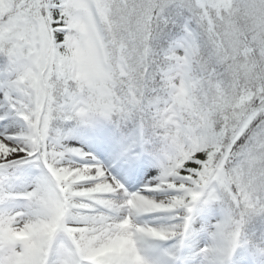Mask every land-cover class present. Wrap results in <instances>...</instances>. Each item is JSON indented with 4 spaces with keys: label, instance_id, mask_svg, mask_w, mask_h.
Returning <instances> with one entry per match:
<instances>
[{
    "label": "snow or ice",
    "instance_id": "6c2138e0",
    "mask_svg": "<svg viewBox=\"0 0 264 264\" xmlns=\"http://www.w3.org/2000/svg\"><path fill=\"white\" fill-rule=\"evenodd\" d=\"M0 264H264V0H0Z\"/></svg>",
    "mask_w": 264,
    "mask_h": 264
}]
</instances>
